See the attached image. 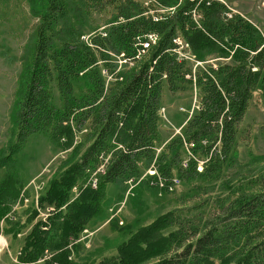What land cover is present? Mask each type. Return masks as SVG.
I'll use <instances>...</instances> for the list:
<instances>
[{
    "label": "trees",
    "instance_id": "obj_1",
    "mask_svg": "<svg viewBox=\"0 0 264 264\" xmlns=\"http://www.w3.org/2000/svg\"><path fill=\"white\" fill-rule=\"evenodd\" d=\"M25 1L35 22L9 115L12 140L0 147V223L24 198L16 155L28 139L42 134L69 151L37 193L30 220L48 209L25 233L18 264H78L69 254L102 212L106 186L127 180L164 192L175 181L190 187L179 208L119 227L128 236L96 264H264V168L183 205L211 192L235 162L255 91L264 104V33L218 0H155L163 13L149 0ZM105 7L113 18L90 27V12ZM175 39L190 58L178 56ZM191 86L196 105L157 150L162 88ZM156 176L160 187L150 183Z\"/></svg>",
    "mask_w": 264,
    "mask_h": 264
},
{
    "label": "rangeland",
    "instance_id": "obj_2",
    "mask_svg": "<svg viewBox=\"0 0 264 264\" xmlns=\"http://www.w3.org/2000/svg\"><path fill=\"white\" fill-rule=\"evenodd\" d=\"M75 1L72 0V3ZM149 1L158 12L166 11L162 10L155 0ZM218 1L224 2L233 13L249 19L264 33V0ZM97 9L90 12L89 26L96 25L97 30H102L113 18L114 11L108 7ZM34 22L25 0H0V147L12 140L9 115L18 87L17 77L23 66L25 50L29 47ZM84 38L85 34L79 37V41L84 42ZM186 55L190 58L188 50ZM213 60L210 58L207 62L211 63ZM197 98L198 93L193 86L174 92H170L166 87L162 88L161 106L158 110L157 150L170 135L178 133L182 122L196 105ZM79 137L77 134L76 139ZM236 148L238 155L235 162L224 167L221 178L209 184L212 191L186 200L184 206L190 207L217 193H226V186L229 184L243 182L264 168V104L259 91L253 93L248 109L238 124ZM68 151L52 146L45 136L36 134L28 139L16 155V165L24 183L25 193L22 201L11 207L8 214L9 224L0 223V264H18L16 255L25 233L37 218L44 217L46 211H38L37 216L30 220L37 193L45 187L48 179L60 170L61 161ZM98 169L101 170V166ZM153 172L152 169H144L142 176ZM155 179L150 183L162 186L157 176ZM92 180L90 186H93ZM189 187V184L176 183L171 190L164 192L145 184L139 187L131 180L108 184L101 202L102 212L85 225L79 242L68 258L78 264H96L101 259L114 255L116 245L128 236V231L119 227L129 224L130 230H133L160 213L179 208L185 198L183 194ZM133 189L136 190L131 192ZM73 191L75 192L74 188ZM109 218H112L113 223H108Z\"/></svg>",
    "mask_w": 264,
    "mask_h": 264
},
{
    "label": "built area",
    "instance_id": "obj_3",
    "mask_svg": "<svg viewBox=\"0 0 264 264\" xmlns=\"http://www.w3.org/2000/svg\"><path fill=\"white\" fill-rule=\"evenodd\" d=\"M160 12H162V11H160ZM147 40L150 44H153L154 41L156 40V36L152 35V34L148 35ZM86 41H87V36H86V38H84V42H86ZM174 42L178 45V48L176 49L178 56L188 58V56L186 55V50H187L186 45L181 41V39H175ZM146 46H147V44H143V47H146ZM124 61L125 60H121L120 62H124ZM102 73L104 74V71H102ZM94 181H95V179L92 180L93 186H94ZM175 184H176V181H175L173 187L175 186ZM173 187H169V190H171ZM47 209H45V210H47ZM43 216H45V213L43 214Z\"/></svg>",
    "mask_w": 264,
    "mask_h": 264
}]
</instances>
